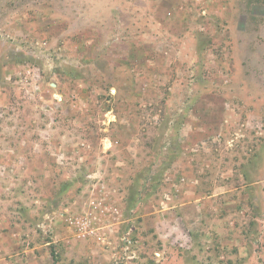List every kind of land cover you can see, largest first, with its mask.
<instances>
[{"label": "rangeland", "instance_id": "rangeland-1", "mask_svg": "<svg viewBox=\"0 0 264 264\" xmlns=\"http://www.w3.org/2000/svg\"><path fill=\"white\" fill-rule=\"evenodd\" d=\"M0 264H264V0H0Z\"/></svg>", "mask_w": 264, "mask_h": 264}]
</instances>
